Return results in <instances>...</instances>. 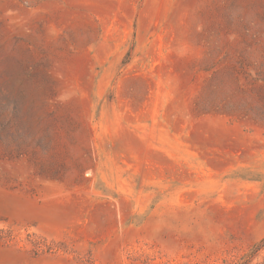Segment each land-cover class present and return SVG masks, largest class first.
<instances>
[{"label":"rangeland","instance_id":"1","mask_svg":"<svg viewBox=\"0 0 264 264\" xmlns=\"http://www.w3.org/2000/svg\"><path fill=\"white\" fill-rule=\"evenodd\" d=\"M0 264H264V0H0Z\"/></svg>","mask_w":264,"mask_h":264}]
</instances>
